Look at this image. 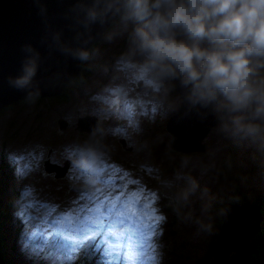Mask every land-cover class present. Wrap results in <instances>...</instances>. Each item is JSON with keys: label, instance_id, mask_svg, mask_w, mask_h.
<instances>
[{"label": "rangeland", "instance_id": "374dc122", "mask_svg": "<svg viewBox=\"0 0 264 264\" xmlns=\"http://www.w3.org/2000/svg\"><path fill=\"white\" fill-rule=\"evenodd\" d=\"M100 37L89 50L90 58L81 61L86 69H92L85 83L74 86L70 81L64 85L63 89L69 90L68 101L52 100L39 107L17 100L0 118V140L3 132L18 137L2 149L11 172L17 176L14 187L20 199L14 212L24 230L35 228L54 241L76 227L74 218L63 210L71 212L92 205L99 212L96 199L118 209L114 215L104 214L117 233H127L137 222L131 213L135 212L138 220L140 209L143 215H152L155 208L164 217L155 237L159 264H195L208 247L207 236L214 231L211 221L224 208L237 179L244 184L241 190L245 191V203L256 202L261 222L264 219V151L226 137L215 121L200 141L204 152H171V135L165 131V123L180 109L177 94L165 99L139 76L126 55L130 43L127 33L114 35L110 41L102 34ZM113 66H117L116 83L120 87L110 85L108 74ZM133 89L137 98L128 95ZM129 101L135 103L131 121L126 110ZM91 118L95 120L92 131L78 132L79 122H90ZM59 124L64 128L59 129ZM25 151H35L40 159L31 173L19 177L12 157ZM26 186L57 211L48 213L43 206L26 209L31 216L25 223L18 212L25 204L22 193ZM260 195L259 205L254 199ZM41 216L43 219H38ZM39 247L36 242L24 245L18 253L23 259L19 264H52L63 255L59 244L45 242V251H38ZM75 264H96L94 254H79Z\"/></svg>", "mask_w": 264, "mask_h": 264}, {"label": "clouds", "instance_id": "9594fccd", "mask_svg": "<svg viewBox=\"0 0 264 264\" xmlns=\"http://www.w3.org/2000/svg\"><path fill=\"white\" fill-rule=\"evenodd\" d=\"M66 18L73 34L50 32V52L88 60L95 29L109 41L127 33L126 55L156 92L176 93L188 113L211 115L226 137L264 151V0H79ZM21 52L8 84L38 96L42 54L30 43ZM30 230L22 225L18 253Z\"/></svg>", "mask_w": 264, "mask_h": 264}, {"label": "water", "instance_id": "95a60500", "mask_svg": "<svg viewBox=\"0 0 264 264\" xmlns=\"http://www.w3.org/2000/svg\"><path fill=\"white\" fill-rule=\"evenodd\" d=\"M79 0H0V109L17 100L29 98L27 92L18 91L8 84L9 76L20 74L23 54L21 47L32 44L42 54V61L35 82L39 97L48 98L61 94L64 85L72 81L80 70L82 60L49 50L44 42L52 31L63 30L65 37H71V20L66 18L70 9ZM103 29L93 31V40L101 39ZM26 97V98H24ZM165 123V131L171 135L168 148L186 154L193 151L204 152L200 141L208 133L215 118H202L195 112L188 113L181 103ZM211 120V121H210ZM95 120L80 121L78 132H91ZM64 128L59 124V129ZM65 172V166L63 167ZM63 176V175H58ZM63 178V177H62ZM241 187V184L239 185ZM221 223L211 250L199 264H254L247 260L254 245L250 238L260 229L261 214L258 204L236 201L225 205L221 212ZM0 264H6L0 259Z\"/></svg>", "mask_w": 264, "mask_h": 264}, {"label": "snow or ice", "instance_id": "6c2138e0", "mask_svg": "<svg viewBox=\"0 0 264 264\" xmlns=\"http://www.w3.org/2000/svg\"><path fill=\"white\" fill-rule=\"evenodd\" d=\"M114 103V101H113ZM127 115L131 118L135 115V103L129 101L126 105ZM122 129H117L121 131ZM40 156L35 151H25L23 154L13 155L12 160L17 164V175L25 177L31 173ZM138 183L137 181H132ZM35 190L25 187L22 199L25 200L24 206L18 212L25 223L28 222L31 212L26 209H34L43 206L48 213L57 211L56 206L47 205L34 196ZM123 195V193H121ZM129 195H132L131 193ZM146 199V197H145ZM139 204V201H136ZM94 204L99 207L97 212L95 206L72 209L71 212L63 210L70 215L76 222V227L69 233L61 235L54 241L48 240L47 236L33 228L26 233V244L36 242L41 245L37 250L45 251L43 243H51L53 246L59 244L63 249V255L52 264H75L79 254L93 255L96 264H159L160 253L155 237L159 235V224L164 217L157 214L153 208L152 215L146 212L143 217L137 220L136 213H131L135 222L127 233H117L111 226V221L105 219V213L109 216L114 215L117 208H110L107 203L100 204L96 199ZM139 210V209H138ZM43 219V217H38Z\"/></svg>", "mask_w": 264, "mask_h": 264}, {"label": "trees", "instance_id": "16d2710c", "mask_svg": "<svg viewBox=\"0 0 264 264\" xmlns=\"http://www.w3.org/2000/svg\"><path fill=\"white\" fill-rule=\"evenodd\" d=\"M96 42L92 43L89 47L88 51L93 49ZM80 70L77 76L72 80L74 86L78 85L81 86L85 83L87 77L90 76L89 69H86L87 66H84L82 63L79 65ZM69 90L63 89L61 94L58 96L48 97V98H41L39 96H34L31 98H27L24 100H18L23 103L33 104L32 106H41L46 105L53 100V102H60L68 101V97L66 94ZM13 103L4 109H0V118L3 116V113L13 109ZM81 137L87 139V136H83L80 134ZM16 135H11V133L3 132L0 140V259L3 260L6 264H19L23 259L18 255L17 250V238L22 232V226L18 221V218L14 212L15 207L17 206V201L20 199V194L18 190L14 187V183L16 181V174L11 172V168L9 163L6 159L3 148H6L9 142H16L17 140ZM170 150V149H169ZM171 151V150H170ZM174 152V151H171ZM233 179L236 178L232 175ZM233 182V181H232ZM240 181L239 179L236 180L234 184V190L232 193H228V197L224 202V205H229L236 201H244L246 202L245 195L241 187H244V184L239 187ZM262 199V195L256 197L254 201H258L260 205V200ZM248 204V203H247ZM251 204V203H249ZM165 209L169 212V207L166 204L164 206ZM260 211L263 214V209L260 206ZM221 210L219 211L218 215H216L213 220L211 221V225L214 228V231L207 236L209 241L208 247L206 248L205 252L202 253L200 258L196 260L195 264H199L208 254L210 249L212 248V244L216 239V233L218 232L219 225L221 223ZM264 219L261 222V229L260 231L252 238L250 241L254 245V252L248 256V262L254 264H264ZM208 234V233H207ZM16 242V244H15ZM21 251H23V246H21Z\"/></svg>", "mask_w": 264, "mask_h": 264}, {"label": "bare ground", "instance_id": "6f19581e", "mask_svg": "<svg viewBox=\"0 0 264 264\" xmlns=\"http://www.w3.org/2000/svg\"><path fill=\"white\" fill-rule=\"evenodd\" d=\"M121 61V60H120ZM116 69H117V66L115 67V66H113V67H111L110 68V70H109V74H108V79L110 80V85H112V86H114V87H120V86H118L117 85V83H116V81L118 80V77H117V74H116ZM107 91H109V90H107ZM117 93H119V95H118V97H120V95H121V92H120V90H117ZM150 93V92H149ZM124 94V93H123ZM104 95L106 96V94L104 93ZM103 96V95H102ZM125 96V95H124ZM146 96V95H145ZM123 98V97H122ZM97 99H99L100 100V98L99 97H97ZM107 99V98H106ZM101 101V100H100ZM123 100H120V103L122 102ZM102 102V101H101ZM150 106V105H149ZM154 107V106H153ZM157 107V106H156ZM153 110V109H152ZM123 133H124V131H123ZM209 133V132H208ZM207 133V134H208ZM127 137V136H126ZM67 163V165H68V167H69V163L68 162H66ZM148 165V164H147ZM149 166V165H148ZM198 181V180H197ZM198 182H200V181H198ZM197 182V183H198ZM200 186V185H199ZM142 205V204H141ZM111 208V207H110ZM112 208H113V206H112ZM126 213V212H125ZM149 214V213H148Z\"/></svg>", "mask_w": 264, "mask_h": 264}]
</instances>
